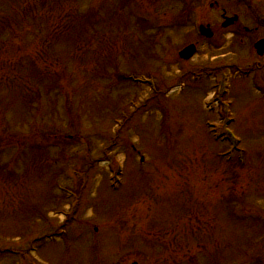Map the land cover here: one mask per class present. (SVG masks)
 Masks as SVG:
<instances>
[{
  "label": "rangeland",
  "instance_id": "obj_1",
  "mask_svg": "<svg viewBox=\"0 0 264 264\" xmlns=\"http://www.w3.org/2000/svg\"><path fill=\"white\" fill-rule=\"evenodd\" d=\"M181 2L0 0V264H264V81Z\"/></svg>",
  "mask_w": 264,
  "mask_h": 264
},
{
  "label": "flooded vegetation",
  "instance_id": "obj_2",
  "mask_svg": "<svg viewBox=\"0 0 264 264\" xmlns=\"http://www.w3.org/2000/svg\"><path fill=\"white\" fill-rule=\"evenodd\" d=\"M207 2L211 11L221 12L220 27L215 18L207 22L211 28L212 39L216 40L219 33L223 32V38L231 35L238 46L250 49V56L242 57L237 62L241 63L245 73L264 81V51L262 54L257 48L264 45V0H207ZM257 72L259 73L256 76Z\"/></svg>",
  "mask_w": 264,
  "mask_h": 264
},
{
  "label": "water",
  "instance_id": "obj_3",
  "mask_svg": "<svg viewBox=\"0 0 264 264\" xmlns=\"http://www.w3.org/2000/svg\"><path fill=\"white\" fill-rule=\"evenodd\" d=\"M195 52H196L195 47L194 46H190L187 49H185L183 52H181L180 55L184 59H189V58H191L194 55ZM134 264H136V263H134Z\"/></svg>",
  "mask_w": 264,
  "mask_h": 264
}]
</instances>
